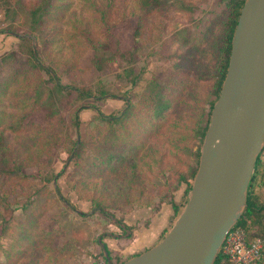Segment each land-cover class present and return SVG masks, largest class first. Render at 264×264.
<instances>
[{
	"label": "rangeland",
	"instance_id": "rangeland-1",
	"mask_svg": "<svg viewBox=\"0 0 264 264\" xmlns=\"http://www.w3.org/2000/svg\"><path fill=\"white\" fill-rule=\"evenodd\" d=\"M89 1L94 9L87 0H57L58 15L47 16L41 25L34 23L32 11L44 0H0V58L15 50L19 55L18 36H32L40 62L63 86L93 89L84 98L55 89L57 114L48 117L28 101L19 111V116L27 115L23 131L16 133L7 128V115L14 114L13 93L0 97V113H5L0 131L7 150L0 153V264H107L101 243L118 261L127 260L161 242L187 201L203 138L195 137L193 116L185 131L180 120L167 141L166 131L158 132L142 146V135L152 128L148 116L142 111L138 119L140 105L132 116L124 115L147 86L178 81L181 75L194 95L189 104L206 109L227 2L162 0L157 13L143 18L135 0ZM110 1L114 6L103 17L101 10ZM200 37L203 59L189 55ZM101 59L103 66L97 63ZM41 84L44 103L48 88ZM23 88L27 99L34 87ZM117 119L133 123L124 130L132 135L125 144L139 140L130 150L135 154L139 149L137 177L126 191L108 169H98L101 157L112 151L105 152L110 140L104 137L109 122ZM76 141L83 143L79 158ZM261 161L264 175V149ZM125 180H118L120 186ZM254 192L264 202V183Z\"/></svg>",
	"mask_w": 264,
	"mask_h": 264
},
{
	"label": "water",
	"instance_id": "water-1",
	"mask_svg": "<svg viewBox=\"0 0 264 264\" xmlns=\"http://www.w3.org/2000/svg\"><path fill=\"white\" fill-rule=\"evenodd\" d=\"M240 14L187 202L161 242L123 264H213L244 215L264 149V0Z\"/></svg>",
	"mask_w": 264,
	"mask_h": 264
},
{
	"label": "trees",
	"instance_id": "trees-1",
	"mask_svg": "<svg viewBox=\"0 0 264 264\" xmlns=\"http://www.w3.org/2000/svg\"><path fill=\"white\" fill-rule=\"evenodd\" d=\"M56 1L57 0H44L43 3L33 9L32 15L33 17H35V24L44 25L48 21L46 20L47 16H49L47 17V19L50 20L58 15V13H55L54 10L61 9V7L54 5ZM87 1L90 2L89 0ZM135 1L137 5L142 8V14L144 15L143 18H148L157 13L162 5V0ZM245 1L246 0H224V2H227V15L225 23L223 25V37H220L222 46L218 51V68L214 76L215 81H212L211 83V97L208 100L206 109H200V107L196 106H194L193 108L189 104V101L195 100L193 97L194 95L191 90H187L188 86L186 87V81H181L184 79V77L181 78V75L180 78H177L178 81H169L166 83H159V81H155L152 87L150 86L148 88L147 86L146 91L137 101V105L129 107V112L124 115V117L131 114L133 115V112L137 109L138 105H140L137 109L138 119L141 117L140 113L142 111L146 113V115L148 116V122L152 126V128L142 135V140L139 141L138 138H136L132 140L131 143L125 144L132 137V135L124 133V130L126 131L132 129L133 123H124L125 120H122L124 117L122 119H117L109 122L112 126H110L109 128V135H106L107 137L104 138H108L110 140V146H105L104 149L105 152L109 150L112 151L108 155L101 157L102 163L100 164L101 167L99 166L98 169H108L110 178L112 177V175H115V178H113V180L118 188H125L123 191H126L127 188L131 186V178L137 177L140 160L136 154L139 153V149H135V154L130 152V150L134 149L132 146L136 145L138 141L142 146H146V143L148 142L151 134H156L158 132L162 134L165 131L167 141L173 131L172 125H175V128H177V124L180 120L183 130L185 131L186 129H188L187 118L190 116H193V118L195 119V137H199L201 134L204 136L205 131L207 130L209 125L211 111L219 97L221 87L226 76L229 57L231 53L232 37ZM90 4L91 9H94L96 7L95 3L90 2ZM113 6L114 5L111 1L108 5H105L103 7V10H101L102 16L104 17L112 9ZM218 22H222L221 17H219ZM18 37L21 40V43L17 46L20 50L19 55L17 50H15L0 58V97L8 98L13 93L12 101H14V104L12 105V109L14 111V114L7 115V128L11 129L14 133L17 132L18 128H21V131H23V121L24 118H27V115L19 116V111H22L24 109V106L22 105L27 104L30 100L32 101V104L34 106H37L40 109V111H46V117H48L57 114L56 105H54L53 102V93L55 89H58L59 92L67 90L69 91V94L75 93L80 98L90 97L93 94L92 88L80 90L70 86H63L60 82V77L55 74L53 70L45 68L40 62L39 50L33 40V37ZM200 38V41L196 39L194 40L192 52H190L189 55H194L196 56V58L198 57L199 59H203V54L205 53L203 52L204 50L202 48V42L205 43V41L203 40V37ZM211 48L215 49L217 47L212 46ZM218 53L216 52V54ZM104 62L105 59H101L97 63L99 65L102 64L103 66L105 64ZM41 75H43L42 78L39 79V81L42 83L41 85L48 88V99L44 103L42 100L43 91L41 90V86L38 85L39 81H29L31 79H38ZM25 85H32L34 87V91H32L31 95H29L27 99L24 98L27 94V91L23 88ZM33 93L34 97H32ZM98 93L102 96L105 95L104 89L102 88H98ZM0 115L4 116L5 113H0ZM142 126L143 124L140 123V127ZM152 130H154L153 133ZM121 140L124 144H119V146L115 145L120 143ZM113 141L115 144L111 143ZM75 145L76 147L78 146L75 157L79 158L82 154L83 143L76 141ZM2 151L7 150L3 131H0V153ZM261 166L262 161L260 156L256 161L254 175L248 189L247 208L242 219L236 226L246 231L248 236L251 238L264 237V202H261L259 196L254 192V188L256 186H259L260 183H264V175L260 173ZM196 172L197 170L195 171V174ZM126 173H129L131 176L126 175ZM117 177L119 179L127 180H125L126 182L120 186L118 181L119 179L115 180ZM98 205H100V202L98 203ZM181 211L177 210L176 219ZM105 248L112 264H123L128 260L118 261L117 258L111 255V252L107 249L106 246ZM104 257L107 261V257L105 256V254ZM213 264L230 263L227 261V258L222 254V252H220Z\"/></svg>",
	"mask_w": 264,
	"mask_h": 264
},
{
	"label": "built area",
	"instance_id": "built-area-1",
	"mask_svg": "<svg viewBox=\"0 0 264 264\" xmlns=\"http://www.w3.org/2000/svg\"><path fill=\"white\" fill-rule=\"evenodd\" d=\"M220 252L230 264H261L264 261V237L251 238L235 226Z\"/></svg>",
	"mask_w": 264,
	"mask_h": 264
},
{
	"label": "crops",
	"instance_id": "crops-1",
	"mask_svg": "<svg viewBox=\"0 0 264 264\" xmlns=\"http://www.w3.org/2000/svg\"><path fill=\"white\" fill-rule=\"evenodd\" d=\"M132 258V257H131Z\"/></svg>",
	"mask_w": 264,
	"mask_h": 264
}]
</instances>
